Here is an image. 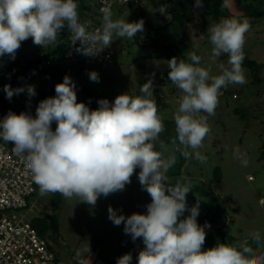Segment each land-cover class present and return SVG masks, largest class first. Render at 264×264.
I'll return each mask as SVG.
<instances>
[{
  "label": "clouds",
  "instance_id": "9594fccd",
  "mask_svg": "<svg viewBox=\"0 0 264 264\" xmlns=\"http://www.w3.org/2000/svg\"><path fill=\"white\" fill-rule=\"evenodd\" d=\"M195 6L202 7L203 0H195ZM77 9L75 0H0V57L8 55L15 59L21 42L29 37L42 48L57 45L65 22L74 43L80 41L85 45L80 49L85 55L109 46L113 36L132 39L144 28L143 20L132 23L124 18L113 20L106 13L102 29L90 34L88 25L80 22ZM159 12L164 14L166 8L160 6ZM250 27L247 19L225 18L208 28L212 56H228L230 67L222 65L219 75L210 76L200 66L201 57L195 52L189 53L190 63L175 57L168 61V78L183 92L174 114L176 136L171 144L178 146L186 160L206 162L207 157L199 149L204 147L203 141L211 131L207 120L215 115L220 90L230 84L246 83L242 64L245 34ZM89 78L99 82L95 71L89 73ZM74 89L75 83L66 75L55 86L56 95L40 101L35 118L10 111L0 120V139L12 142V150L24 157L40 195L60 193L65 199L77 197L80 202L94 206L100 196L123 191L139 167V182L151 197L147 214L125 217L108 208V217L114 225L123 223L124 232L133 241L143 238L145 247L139 252L138 264H264V255L256 256L247 241L238 245L219 243L202 251L205 227L210 224L198 225V203L187 207L186 194L192 190L191 183H169L167 173L177 157L172 154L165 159L156 150L164 124L152 99L151 80L140 87L138 95L121 94L112 103L99 100L96 110L78 103ZM4 91L11 99L25 88L5 85ZM26 91L29 97L36 94L31 85ZM54 121L55 131L51 128ZM234 157L247 166L246 153L238 147ZM186 210L190 215L178 219ZM251 236L259 246L260 233ZM131 260L130 253L124 254L116 264H131Z\"/></svg>",
  "mask_w": 264,
  "mask_h": 264
},
{
  "label": "rangeland",
  "instance_id": "374dc122",
  "mask_svg": "<svg viewBox=\"0 0 264 264\" xmlns=\"http://www.w3.org/2000/svg\"><path fill=\"white\" fill-rule=\"evenodd\" d=\"M228 5L234 13L233 4L228 2ZM160 6H163L162 0L114 6L109 12L113 20L124 18L129 23L143 20V31L132 39L113 36L111 44L103 48L112 54L106 67L66 63L61 65L64 77L69 76L75 83L77 102L86 104L90 110H96L101 99L112 103L121 94L138 95L140 87L151 80L152 99L164 124V131L156 141V150L161 151L165 159L172 154L177 157L167 173L169 183L190 182L192 190L186 194L187 207L190 209L198 203V225L210 224L205 227L202 251L219 243L238 245L247 241L256 256L264 255V160L261 158L264 84L254 83L251 68L243 67L246 83L222 88L215 115L208 117L211 131L203 141L204 147L199 149L207 157L206 162L184 159L180 151H176L178 146L171 144L176 134L174 114L183 92L168 78V61L175 57L190 63L189 53L195 52L201 57L200 66L208 70L210 76L221 74L222 65L230 66L227 54L218 58L212 56L208 28L214 22L204 2L202 7H196L195 2L186 4L182 24L170 23L171 15L167 10L161 14ZM193 15L195 18L186 22ZM103 17L102 14L98 17L95 27L102 23ZM231 19L243 21L246 18ZM247 20L251 27L245 34L244 51L250 60L259 63V74L264 77V18ZM37 49L38 45L31 43L22 49V53L34 58ZM93 71L98 73L99 82L90 80L89 73ZM57 81L53 75L39 73L23 87L25 91L19 96L9 102L0 100V120L10 111L24 112L35 118L41 94ZM29 85L35 89L36 94L32 97L26 91ZM237 147L246 153V167L234 157ZM216 168L220 179L214 171ZM140 171L139 167L134 170L131 182L123 191L100 196L94 206L80 202L77 197L65 199L60 193L42 196L38 187L29 200V207L18 211L17 215H23L31 222L36 217L56 214L57 233L52 235L47 231L44 234L56 256V264H116L118 258L128 253L132 256L131 264H138L139 252L145 247L143 238L133 241L131 235L124 232L123 223L114 225L108 217V208L112 207L118 215L125 217L134 213L147 214L146 206L151 203V197L139 182ZM54 196L60 199L55 205L52 204ZM188 215L190 212L186 210L178 219ZM218 228H223L226 234ZM254 232L260 233L259 246L252 240Z\"/></svg>",
  "mask_w": 264,
  "mask_h": 264
},
{
  "label": "built area",
  "instance_id": "2783aa9c",
  "mask_svg": "<svg viewBox=\"0 0 264 264\" xmlns=\"http://www.w3.org/2000/svg\"><path fill=\"white\" fill-rule=\"evenodd\" d=\"M138 1L98 0L99 12L104 16L114 6L135 5ZM102 24L103 20L98 27L87 32L95 34L98 29H102ZM83 47L85 45L80 41L74 43L70 31L68 46L62 57L49 56L44 51L39 52L35 64L11 88L24 87L39 73L55 65L76 63L106 67L112 60L111 52L105 49L92 55H85L80 51ZM20 94H14L8 99L4 91L0 94V100L9 102ZM12 149L0 141V264H56V256L46 239L38 234L23 215H17L18 211L29 207V200L36 194L38 185L34 182L24 157L17 155Z\"/></svg>",
  "mask_w": 264,
  "mask_h": 264
},
{
  "label": "trees",
  "instance_id": "16d2710c",
  "mask_svg": "<svg viewBox=\"0 0 264 264\" xmlns=\"http://www.w3.org/2000/svg\"><path fill=\"white\" fill-rule=\"evenodd\" d=\"M141 0L138 1V3ZM78 4V15L81 23H86L88 25L87 31H91L98 23V17L101 16L99 12V2L98 0H75ZM195 0H162L163 6L171 15V22L184 23L183 15L185 10V5H193ZM209 13L213 17V22L218 23L222 18H246L249 20H260L264 18V0H203ZM228 2L233 4L234 13L230 11ZM131 6V5H129ZM195 16L189 17L186 19V22L194 19ZM70 30L67 28V22H65V28L62 29L57 37L58 43L55 46L41 47L38 46L37 53L34 58L27 57L23 55L22 49L31 43L33 40L29 37L26 41L21 42V47L17 50L15 59L10 58L8 55L0 57V94L4 92V86L9 85L12 87L17 83L25 74V72L35 64L36 56L39 52L44 51L49 56H58L62 57L65 53L68 46V35ZM245 58L242 64V67L251 68L254 73V83L264 84V77L259 74V63L250 60L245 51ZM49 75H53L58 78V81L48 90L44 91L41 94L40 101L54 97L56 95L55 86L58 83H62L64 79V72L61 69V65H55L53 68L45 71ZM39 101V103H40ZM22 113V112H21ZM20 113H17L19 115ZM56 122L54 121L51 125L53 131L56 129ZM176 136V134H175ZM1 142L3 139H0ZM10 148L14 147L12 142L7 143ZM176 151H179V148L176 147ZM261 158L264 160V143L261 148ZM215 173H218V178L220 179V172L216 168ZM59 202L60 199L56 196L52 198V204L55 205L56 202ZM33 227L37 230L38 234L44 238V234L47 231L52 232V235L57 233V217L56 214H49L43 217L33 218L31 221ZM223 228H218V230L224 234ZM226 234V233H225ZM224 234V235H225ZM50 248V246H49ZM57 260V259H56Z\"/></svg>",
  "mask_w": 264,
  "mask_h": 264
}]
</instances>
